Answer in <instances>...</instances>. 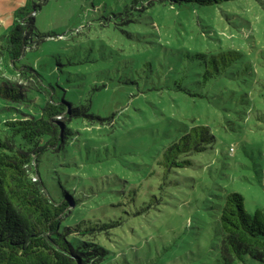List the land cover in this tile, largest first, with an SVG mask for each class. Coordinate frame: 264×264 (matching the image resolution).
<instances>
[{
	"label": "rangeland",
	"instance_id": "1",
	"mask_svg": "<svg viewBox=\"0 0 264 264\" xmlns=\"http://www.w3.org/2000/svg\"><path fill=\"white\" fill-rule=\"evenodd\" d=\"M32 2L45 36L15 64L36 69L55 99L88 104L96 116L70 121L60 149L39 156L46 192L59 200L66 189L87 206L134 189L132 203L148 205L128 233L101 234V243L113 244L96 264H225L216 204L237 191L247 212L264 206V0H0V43L14 12ZM230 49L240 56L202 81L204 62L189 55ZM8 69L0 57V85L7 76L42 100ZM21 109L28 111L0 96L1 133L4 119L26 115ZM197 123L215 138L188 155L192 164L166 172L149 166ZM237 264L264 263L244 255Z\"/></svg>",
	"mask_w": 264,
	"mask_h": 264
},
{
	"label": "trees",
	"instance_id": "2",
	"mask_svg": "<svg viewBox=\"0 0 264 264\" xmlns=\"http://www.w3.org/2000/svg\"><path fill=\"white\" fill-rule=\"evenodd\" d=\"M163 1L207 5L227 0ZM36 7L38 5L34 2L30 8L28 3L19 7L14 12V23L7 33L1 35V59L12 74L28 79L31 82L29 89L41 92L42 100L36 103L16 82L7 76L2 77L0 96L20 103L28 111L21 109L20 113H26L25 116L4 119L1 123L0 264H96L109 257L113 244L101 243V234L107 235L113 230V235L128 233L135 223L133 217L146 211L148 205L143 198L138 205L132 203L136 198L134 189L107 202L101 200L103 195H99L95 204L89 202L87 206L66 189L59 200H54L46 192L38 170L39 156L46 149H60L70 121L96 116L88 112V104L73 105L65 98L55 99L50 91H43L41 75L36 69L15 64L28 45L37 44L45 36L35 25L33 12ZM33 35L37 36L36 40ZM238 56L240 53L234 49L189 55L204 62L200 74L202 81L218 72L220 62L226 65ZM214 138L208 125L186 124L182 132L153 157L149 166L166 172L175 166L190 165L192 159L188 155L205 150ZM107 205L112 207L108 215L105 213ZM216 205L219 248L225 264H237L244 255L264 263V206L257 207L252 213L247 212L243 195L237 191L225 193L222 202ZM69 214L71 223L64 221Z\"/></svg>",
	"mask_w": 264,
	"mask_h": 264
}]
</instances>
